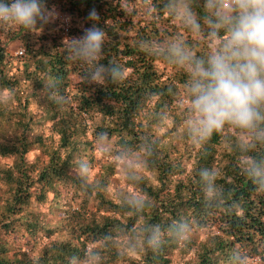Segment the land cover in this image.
I'll return each instance as SVG.
<instances>
[{
	"label": "trees",
	"instance_id": "1",
	"mask_svg": "<svg viewBox=\"0 0 264 264\" xmlns=\"http://www.w3.org/2000/svg\"><path fill=\"white\" fill-rule=\"evenodd\" d=\"M167 3L49 0L67 22L40 33L0 25V158L12 157L0 167V183L9 190L0 204V264H172L175 253L192 254L178 264H252L256 257L254 264H264V191L245 171L253 159L264 160L258 135L264 122L257 130L225 125L204 140L191 133L192 70L170 46L207 58L221 42L209 36L205 0H178L199 20L200 33ZM93 8L108 37L100 63L121 66L120 83L91 81V65L70 51ZM21 83L28 89L23 95ZM33 102L41 107L38 118L29 110ZM164 120L169 133L182 128L186 152L156 133ZM45 123L56 144L44 161L29 162L31 146L43 144L33 131ZM97 141L110 143L114 159L139 155L153 182L129 174L134 195L105 196L113 164L103 163L96 182L86 175ZM186 162L192 170L182 179ZM203 169L212 174L207 181ZM34 204H45L53 220L31 213ZM153 231L160 233L158 246L147 242ZM13 237L39 246L36 256L10 257Z\"/></svg>",
	"mask_w": 264,
	"mask_h": 264
},
{
	"label": "clouds",
	"instance_id": "2",
	"mask_svg": "<svg viewBox=\"0 0 264 264\" xmlns=\"http://www.w3.org/2000/svg\"><path fill=\"white\" fill-rule=\"evenodd\" d=\"M164 7L175 10L192 31L201 32V24L187 3L168 0ZM205 7L211 9L205 16L209 36L221 42L219 48L207 58H193L184 46H170L177 62H187L192 70L188 89L196 118L189 121L190 131L204 140L225 125L257 130L264 122V0H228L227 4L205 0ZM67 20L49 0H0V25L25 33H40L45 26L56 28L58 22ZM87 21L89 26L83 28L82 35L71 39L70 51L91 65V81L122 82L121 66L100 63L108 37L95 8L89 10ZM258 135L264 137V129ZM245 171L254 186L264 191V160L253 159ZM211 175L207 169L200 172L205 181ZM159 236L153 231L148 244L158 246Z\"/></svg>",
	"mask_w": 264,
	"mask_h": 264
},
{
	"label": "rangeland",
	"instance_id": "3",
	"mask_svg": "<svg viewBox=\"0 0 264 264\" xmlns=\"http://www.w3.org/2000/svg\"><path fill=\"white\" fill-rule=\"evenodd\" d=\"M27 87L25 83H21V94L23 95L27 91ZM185 104L188 102L184 101ZM29 110L36 114V118L39 117L41 112V107L33 102L29 106ZM40 119V118H39ZM169 126L170 122L168 120H164L160 122L158 125L154 126L156 133H162L165 135L164 144L166 146L173 145V148H176L178 153L181 154L185 151V147L182 145V128L175 133H169ZM14 132V128L12 127L6 136L11 135ZM36 134H39L43 140L42 145H32L30 151L25 155L27 161L31 162L34 159H38L39 161L45 160V150H49L50 147L56 144L57 136L51 133L49 129V124H40L36 127L33 131ZM32 134V133H30ZM109 142L97 141L94 143V148L92 150V162L90 166L86 169V175L88 178V182H96L100 180V174L102 172V165L104 162L110 161L113 164V171L111 174H108L107 183L105 185V189L103 190L104 195L110 198H115L118 194H123L124 192L130 193L134 195V190L132 186L128 183V175H135V176H143L149 182H153V177L147 172L142 163L139 155H131L127 157H123L120 159H114L109 155L108 147ZM193 153H189L190 157ZM12 161V157L7 158H0V167L6 168L9 167ZM185 164V173L182 179L186 178L190 175L192 166L191 163L188 162ZM9 190L0 183V204H2L3 200L6 198ZM31 213H33L36 217H43L49 216L47 214V208L45 204L35 205L32 206L30 209ZM50 217V216H49ZM53 219L50 217V221ZM204 231L199 233V238L203 239L205 234ZM58 237V234H57ZM14 239V246L13 249L9 252V256L15 257H35L39 251V246L31 245L28 240L24 237ZM97 244H93L96 246ZM192 256L190 253L185 257H181L180 253H175L172 257V264H178L182 261V259L188 258ZM258 258H254V261H257ZM249 261V260H247ZM254 261H249L254 264ZM85 264H94L92 259H89Z\"/></svg>",
	"mask_w": 264,
	"mask_h": 264
}]
</instances>
